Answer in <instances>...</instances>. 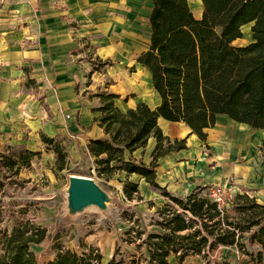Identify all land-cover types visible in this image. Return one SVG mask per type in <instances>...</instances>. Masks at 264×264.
I'll return each mask as SVG.
<instances>
[{"label":"trees","instance_id":"obj_1","mask_svg":"<svg viewBox=\"0 0 264 264\" xmlns=\"http://www.w3.org/2000/svg\"><path fill=\"white\" fill-rule=\"evenodd\" d=\"M241 2L202 0V15L197 17L189 0H154L150 45L137 56V62L149 72L159 103L152 107L141 101L122 110L115 102L118 94H95L100 98L94 108L100 112L96 120L105 132L88 143L96 175L106 180L123 175L125 197L142 200L139 182L131 179L137 174L170 200L157 210L159 230L135 226L125 230V241L136 243L140 254L118 258L117 252L108 264H170L172 255L182 263L188 255L219 246L236 247L246 256L245 264H264V202L246 191L237 192L220 209L207 194L209 186L176 196L159 183L157 172L162 158L187 148V138H171L159 125L160 118L185 124L189 135L202 141L219 115L264 130V5L252 20V39L245 44L223 40L216 28L231 19ZM108 64L112 63L101 62ZM150 138L155 146L147 163L135 152L144 150ZM41 139L56 153L55 170L69 168L62 141L45 133ZM260 150L264 157V140ZM40 154L22 146L11 154L3 153L0 164L18 175ZM48 236V229L22 209L11 228L0 227V264H102V254L94 246L83 244L78 251L61 244L60 229L52 234L54 259L40 263L31 246Z\"/></svg>","mask_w":264,"mask_h":264},{"label":"rangeland","instance_id":"obj_2","mask_svg":"<svg viewBox=\"0 0 264 264\" xmlns=\"http://www.w3.org/2000/svg\"><path fill=\"white\" fill-rule=\"evenodd\" d=\"M199 1L190 0L197 17ZM263 5L264 0H242L231 19L217 25L221 38L233 44L249 42L252 39L250 24ZM238 34H241V37L236 38ZM87 50L81 57H77V62L82 68L75 81L80 89L91 85V89L83 92L85 96L95 99L96 92H111L110 89H113L121 94L115 102L121 105L123 110L127 104L136 100H144L152 107L157 105L158 97L146 69L132 62L125 66H117L116 63L104 66L101 65L102 61L95 55L93 48ZM97 102H100L99 99ZM221 119L222 117H219L218 124L221 123ZM166 129L170 131L172 138H187V148L175 152L160 166L163 169V181L168 178L170 182L171 187L168 189L171 193L181 194L179 189L185 191L187 185L210 187L214 184H223L228 190L230 200L237 192L246 191L256 196L259 202H264V157L259 153L262 135L252 136L257 144L255 148L257 155L249 156V146L252 145L248 142L250 134L241 146L238 145L240 136L229 132L232 138L229 143L226 137L214 132L215 126L207 130L206 141H202L197 135L184 132V126L180 123L168 122ZM58 139L68 151L69 168L56 171V153L52 147L43 143L26 145V148L40 151L41 154L35 156L30 167L23 168L18 175L14 173V169L0 164V213L3 218L0 227L11 228L15 216H19L22 209L25 210L27 217L46 227L49 236L40 244L31 246L39 256L40 263L54 259L56 253L52 248V234L59 229L61 244L78 251H81L83 244L94 246L102 254V264H108L117 252L118 258L128 257L133 253L139 255L140 250L137 249L136 243L125 241V230L131 226L148 231L159 230L155 224L156 218L159 217L157 210L170 200L159 191L151 188L150 191L144 186L141 189L142 200L127 199L121 182V179H124L123 175L117 174L110 180L95 176L91 171L93 162L89 155L82 151L79 153L72 151L73 138L67 135ZM221 143L228 145L222 146ZM18 146L5 142L0 144V160L3 153L11 154L20 148ZM240 146L248 150L240 149ZM237 166L247 171L240 172ZM71 174L94 177L111 196L107 210L91 208L80 213H70L67 207V188L68 177ZM209 187H206V190ZM169 260L170 264H245L246 256L236 247L219 246L212 251L206 249L202 254L188 255L182 263L173 255Z\"/></svg>","mask_w":264,"mask_h":264},{"label":"crops","instance_id":"obj_3","mask_svg":"<svg viewBox=\"0 0 264 264\" xmlns=\"http://www.w3.org/2000/svg\"><path fill=\"white\" fill-rule=\"evenodd\" d=\"M153 1L0 0V144L5 142L26 147L41 145L42 133L56 138L70 135L73 138L72 151H82L93 162L88 143L91 138L105 136L100 121L96 120L100 112L94 109L100 105L97 102L100 98L95 96L97 92L95 99L83 94L91 89L90 84L82 89L77 87L75 81L82 68L77 57L93 48L102 61L116 63L117 66H125L129 62L141 66L137 56L150 45L149 18ZM198 5L197 13L201 17L202 0ZM110 90L121 97L120 93ZM141 101L144 100L127 104L125 110ZM219 117L222 121L220 124L217 121L214 132L226 137L230 143L229 131L234 130L239 136L250 131V149L241 146L240 149L248 150L249 156L257 155V144L252 136L262 135L263 141L264 130L233 121L226 115ZM168 122L159 119V125L170 136L166 129ZM180 124L184 126V132H190L185 124ZM249 127L262 132H253ZM154 146L155 140L150 138L144 150L135 152L136 157L143 156V160L149 163ZM174 153L162 158L157 167L158 181L167 189L171 187L170 182L168 178L163 181L160 166ZM259 153L262 155L261 150ZM134 177L140 190L143 186L150 190L151 186L144 178L133 174L131 179ZM187 187H184L185 191L179 189L181 194L174 195L185 196L197 186Z\"/></svg>","mask_w":264,"mask_h":264},{"label":"water","instance_id":"obj_4","mask_svg":"<svg viewBox=\"0 0 264 264\" xmlns=\"http://www.w3.org/2000/svg\"><path fill=\"white\" fill-rule=\"evenodd\" d=\"M68 181L67 207L70 213H80L88 207L107 210L111 196L94 177L71 174Z\"/></svg>","mask_w":264,"mask_h":264},{"label":"built area","instance_id":"obj_5","mask_svg":"<svg viewBox=\"0 0 264 264\" xmlns=\"http://www.w3.org/2000/svg\"><path fill=\"white\" fill-rule=\"evenodd\" d=\"M91 171L95 176H97L95 172V167H92ZM207 194L214 202L217 203L220 209L225 207L228 204V201L230 200L228 198V190L223 184L211 185L207 190Z\"/></svg>","mask_w":264,"mask_h":264},{"label":"bare ground","instance_id":"obj_6","mask_svg":"<svg viewBox=\"0 0 264 264\" xmlns=\"http://www.w3.org/2000/svg\"><path fill=\"white\" fill-rule=\"evenodd\" d=\"M242 127V126H241ZM222 131V130H221ZM229 132H231V133H233L234 132V134H235V136H239V134H236V132L234 131V130H231V131H229ZM249 133H250V131H245V132H242L241 133V135H240V137H241V139H240V143H238V145H241L242 146V143H244L245 142V140H246V137L249 135ZM233 134V135H234ZM239 137V138H240ZM239 140V139H238ZM229 147V146H228ZM227 148V147H226ZM249 167V166H248ZM237 169L240 171V172H245V171H247L246 169H244L243 167H241V166H237ZM249 170V169H248ZM251 175V174H250ZM91 208H93V209H97L96 207H88L86 210H88V209H91Z\"/></svg>","mask_w":264,"mask_h":264}]
</instances>
